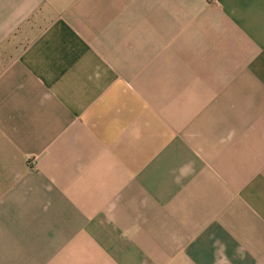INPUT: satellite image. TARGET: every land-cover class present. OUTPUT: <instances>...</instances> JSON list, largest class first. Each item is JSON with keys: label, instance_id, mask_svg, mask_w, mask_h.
I'll return each mask as SVG.
<instances>
[{"label": "crops", "instance_id": "1", "mask_svg": "<svg viewBox=\"0 0 264 264\" xmlns=\"http://www.w3.org/2000/svg\"><path fill=\"white\" fill-rule=\"evenodd\" d=\"M0 264H264V0H0Z\"/></svg>", "mask_w": 264, "mask_h": 264}]
</instances>
